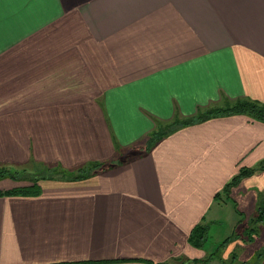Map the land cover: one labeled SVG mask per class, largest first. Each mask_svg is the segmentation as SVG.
Here are the masks:
<instances>
[{"label": "crops", "instance_id": "1", "mask_svg": "<svg viewBox=\"0 0 264 264\" xmlns=\"http://www.w3.org/2000/svg\"><path fill=\"white\" fill-rule=\"evenodd\" d=\"M235 101L264 104V0H0V164L42 177L0 195V264H226L244 244L209 235L264 191V123L179 122Z\"/></svg>", "mask_w": 264, "mask_h": 264}, {"label": "trees", "instance_id": "2", "mask_svg": "<svg viewBox=\"0 0 264 264\" xmlns=\"http://www.w3.org/2000/svg\"><path fill=\"white\" fill-rule=\"evenodd\" d=\"M233 114H247L248 116H250L252 119L264 123V104L261 103H257V102H250V101H235L231 104H227L225 106H211L209 108H207L203 113H199V115L192 117V118H188L185 120H182L181 122H179L180 126H184V125H188L190 123L193 122H198L201 120H205L207 118H211V117H215V116H229V115H233ZM178 122H173L171 124V126L169 127L170 129L175 128V125H177ZM168 129L163 130L162 132L159 133V135H157L156 137L168 132ZM264 163V161H261L259 166H262ZM102 164L96 165L94 164L93 167L94 169H92L89 173L87 174V171H84V169H82L79 174L75 177L72 178V180H76V179H80V178H85L91 174H94L95 172L103 169L101 168ZM255 171V169H245L243 170L239 175L234 176L229 182H227L226 184H224L223 188H222V193L224 194V198L225 199H229V195H230V191L231 189L236 185V180H238L240 178V176H245V175H249L252 174ZM47 177H49V174L47 173ZM2 178H10V179H14L13 176H11L9 174V172L6 171L5 166L0 164V179ZM41 176H35L34 177V184H32V186L30 187H18L15 188L11 191H4V192H0V195H15V194H20V193H38L39 189L36 185V182L41 179ZM31 193V194H34ZM214 198H217V195H214ZM264 220V208L260 209L257 211V213L253 214L252 218L250 219V222L254 221H263ZM210 226H208L206 223H199L196 224V226L193 228V230L190 231V239L191 241H199L201 239L206 238L207 232L209 230ZM251 235V233H250ZM237 236L240 237V235L238 234V231H234L231 235H229L228 237H226L224 239V241L222 242L223 246L224 245H228L229 243H235L237 242ZM234 237V238H232ZM208 238V237H207ZM244 238L240 237V241L243 242ZM248 242H252V237L247 239ZM199 245L194 246L193 248L195 249H201L202 244H200L201 242H198ZM189 244L194 245L195 243L193 242H189ZM243 245H241L242 247ZM264 252V250H263ZM262 252V253H263ZM257 253V252H256ZM236 252L235 250L232 251L231 253V258H236ZM180 258H184L186 261H189L188 258L180 256V257H171L169 259V262H177L179 261ZM192 264H206L205 260L202 259H197V257L195 259H192ZM168 261H165L161 264H168Z\"/></svg>", "mask_w": 264, "mask_h": 264}, {"label": "rangeland", "instance_id": "3", "mask_svg": "<svg viewBox=\"0 0 264 264\" xmlns=\"http://www.w3.org/2000/svg\"><path fill=\"white\" fill-rule=\"evenodd\" d=\"M156 134V133H155ZM159 134V133H158ZM157 134V135H158ZM5 166V165H4ZM5 169L7 172H9V174L11 176L14 177V180L16 181H24L25 183H33L34 184V177L32 176V174L38 173V169L37 170H27L24 168H14V167H8L5 166ZM84 169V171H87V174H90L89 172L94 169L93 166H88V167H84L81 168V170ZM32 173V174H31ZM49 173L51 174V172L49 171ZM53 174H56L58 176H61L62 178H67V179H72L73 176H75L77 174V172H61L60 170H56L53 172ZM88 177V176H87ZM242 181V179H238L236 180V184H239ZM254 191V190H253ZM252 190H248L246 188V190L244 191L246 192H253ZM254 199V203L252 202V200ZM253 203V205H252ZM250 207L254 209V211L249 214V212L244 211V213L240 212V211H236L237 216L236 215H231V208H233L232 203H229L228 206H226L227 210H228V214L223 218V228L224 231H221V233H217L216 234V229L214 228L209 235L210 241L218 238L221 234H223L222 239H225L226 237H228L229 235H231L235 230L238 231V234L240 235V237L244 238L243 242L240 241V237L237 236V241L238 244H244V247L242 248L240 245H238L237 248H235V252H236V258H231V253L232 251H230V255L229 258L226 262V264H257L258 263V259L259 258H264V252L261 251V255L259 256L258 259H256L257 257H255L257 255V253L255 252L254 254H252V256L244 261H240V256L242 254H244V257H242V259L245 258V256L247 254H250V251L253 246L255 244H260L261 240L260 237L263 236V228H264V220L263 221H257V222H250V219L252 218L253 214L257 213L258 210L264 208V191H259L256 190L253 192L251 201H250ZM230 213V214H229ZM229 221V224H228ZM251 233V235H250ZM252 237V242H248L247 239ZM234 238V237H232ZM260 240V241H259ZM216 241V240H214ZM207 243L209 244L210 242L207 241ZM263 252V253H262ZM169 262V260H167ZM256 261V262H255ZM168 264H192L191 261H186L184 258H180L179 261L177 262H169ZM212 264H223L216 261H213Z\"/></svg>", "mask_w": 264, "mask_h": 264}]
</instances>
